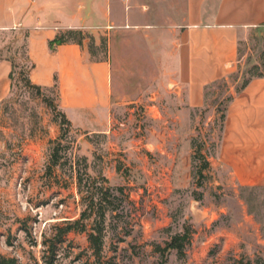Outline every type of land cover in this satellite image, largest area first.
<instances>
[{
  "label": "rangeland",
  "instance_id": "1",
  "mask_svg": "<svg viewBox=\"0 0 264 264\" xmlns=\"http://www.w3.org/2000/svg\"><path fill=\"white\" fill-rule=\"evenodd\" d=\"M16 17L0 15L7 23L0 28V60L13 64L0 102V264H264V188L233 183L215 154L228 99L264 68V31L239 40L237 62L205 87L199 110L182 111L174 73L165 86L153 69L139 84L121 80L131 84L129 99L111 96L106 112H82L61 101L57 83L39 91L25 86L28 30L8 27ZM69 30L82 32L89 61L107 64L106 88L112 54H121L115 65L126 77L134 71L125 55L142 53L135 42L125 41L120 51L107 30ZM57 142L60 162L69 160L49 172ZM101 186L110 195L97 260L88 243L94 215L86 205L87 192ZM83 211L84 230L79 225L66 234L50 255L57 228ZM184 235L180 255L169 244Z\"/></svg>",
  "mask_w": 264,
  "mask_h": 264
},
{
  "label": "crops",
  "instance_id": "2",
  "mask_svg": "<svg viewBox=\"0 0 264 264\" xmlns=\"http://www.w3.org/2000/svg\"><path fill=\"white\" fill-rule=\"evenodd\" d=\"M0 15L17 16L9 28L28 30L31 83L42 88L57 83L61 101L82 112H106L113 105L111 96L129 99L131 84L121 80L134 78L139 84L153 69L160 83L166 79L165 86L175 78L182 111L199 110L205 87L233 69L239 40L264 31V0H0ZM6 24L0 21V28ZM69 29L107 30L117 36L112 47L120 51L125 41L135 42L142 53L125 55L134 71L126 77L115 65L121 54H112L106 88L105 62L89 61L87 52L73 43L49 49V42ZM10 72L11 64L0 60V102L8 94ZM222 127L218 165L233 183L264 188V75L233 94Z\"/></svg>",
  "mask_w": 264,
  "mask_h": 264
},
{
  "label": "trees",
  "instance_id": "3",
  "mask_svg": "<svg viewBox=\"0 0 264 264\" xmlns=\"http://www.w3.org/2000/svg\"><path fill=\"white\" fill-rule=\"evenodd\" d=\"M27 37V35L25 36ZM84 36L82 32L80 31H73L69 30L66 32H59L55 38L49 42V49L54 50L56 46L63 45V44H69L73 43L78 45L79 47H82V42H83ZM106 51V48H105ZM93 55V52H90ZM25 62L28 65V70L33 68V64L29 62L27 53L25 51ZM11 66L13 67V64L11 63ZM253 69H256L255 67ZM264 75V68L261 73L257 75H251L250 78L245 80L241 86V88L245 87L249 80L253 77H261ZM9 78L11 79V72L9 75ZM23 82L25 86H28L30 88H33L36 91L40 90L39 86L31 84L30 80L28 78H23ZM240 88V89H241ZM231 98L228 99V101ZM227 101V102H228ZM225 112V109H224ZM224 112L221 116V120L223 121L224 118ZM59 116L61 117L62 121L66 123L67 125L69 124V121L66 120L65 115L62 112H59ZM60 142L56 143L55 148L51 150L50 156H49V165H48V170L50 172L51 169L62 166L63 164L67 163L69 158L65 156L64 162H60L62 159L61 154H59L58 148L60 147ZM63 163V164H62ZM71 166V165H70ZM78 173V171H77ZM79 177V176H77ZM77 185H78V193L81 194L82 191L80 189V184H81V179L77 178ZM105 183L106 180H103ZM109 188L108 187H99L96 189L95 192H87V198L89 199L88 204L86 205V208L91 210V214L94 215V227L92 228L93 232L88 234V243H89V248L92 251L93 256L97 259L100 260L101 258V253H102V247H103V220L105 217L106 212L108 211V208H106L103 204L106 203L108 196L110 195L109 193ZM84 199V198H83ZM86 212L83 211L81 214V218L78 220L74 221H64L63 227L57 228V232L54 235V241L50 242L49 246L47 247V252L50 253V255L55 256L57 252V244L63 241V237L68 234L71 231H74L78 229V226L81 225L79 230H84L83 222L82 219L85 218ZM88 217V216H87ZM186 235L182 237H175L173 239V244H169V247L171 249H176L178 254L182 255V247H183V241H185ZM177 242V243H176Z\"/></svg>",
  "mask_w": 264,
  "mask_h": 264
}]
</instances>
